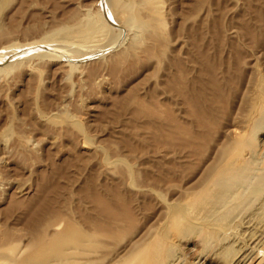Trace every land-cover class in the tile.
I'll return each mask as SVG.
<instances>
[{"label": "rangeland", "instance_id": "rangeland-1", "mask_svg": "<svg viewBox=\"0 0 264 264\" xmlns=\"http://www.w3.org/2000/svg\"><path fill=\"white\" fill-rule=\"evenodd\" d=\"M263 91L264 0H6L0 264L70 225L81 264H148L162 234L175 264H264L255 196L209 241L169 226L178 206L202 227L191 204L252 133L264 177Z\"/></svg>", "mask_w": 264, "mask_h": 264}, {"label": "bare ground", "instance_id": "bare-ground-1", "mask_svg": "<svg viewBox=\"0 0 264 264\" xmlns=\"http://www.w3.org/2000/svg\"><path fill=\"white\" fill-rule=\"evenodd\" d=\"M5 1L6 0H0V10ZM146 3L148 4V2ZM257 99L258 103L255 106V113L260 120H264V91L259 94ZM254 139V133H252L247 139L236 142L235 149L238 151H240L239 149H246L249 151L250 155L247 154L248 157H243V155H240L237 151L239 154L234 161L216 168L210 180V186L200 195L197 202L191 204L192 210L194 209L204 214L202 227L198 228L189 221V216L185 209L178 206L172 208L173 214L171 221H169V226L175 228L177 231L176 234L180 236L179 238L186 236L192 237L194 234L199 233L204 240L209 241L216 236L212 228L213 222L221 227L228 225L231 215L244 208V203H247L250 196L259 198V201L261 200L264 204V177L257 174L258 169L256 171L258 157L256 159L257 151H255ZM258 155L260 154L257 152V156ZM227 196L232 197L231 204H226V201L224 202ZM261 208L263 209L264 207ZM82 234L83 233L75 226L70 225L66 231L59 235L61 237L58 236L55 240H48L40 245L37 243V249L30 255L21 259L13 258L11 261L14 264H81L82 262L71 260L69 254L63 249L62 245L64 240H73L78 244L80 238L83 236ZM87 235H89V233ZM163 237L164 235L162 234V238ZM162 238L154 240L149 251L142 252L143 259L148 264H175L177 253L175 250H177V248H172L166 244ZM230 246L227 244L221 246L220 254L223 257H227L232 253L233 249ZM177 260L178 259H176V261Z\"/></svg>", "mask_w": 264, "mask_h": 264}]
</instances>
